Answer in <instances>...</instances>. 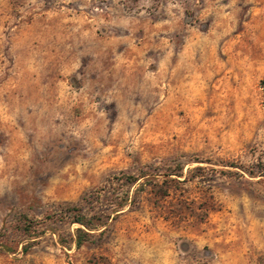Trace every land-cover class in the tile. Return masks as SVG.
Here are the masks:
<instances>
[{"label": "rangeland", "instance_id": "obj_1", "mask_svg": "<svg viewBox=\"0 0 264 264\" xmlns=\"http://www.w3.org/2000/svg\"><path fill=\"white\" fill-rule=\"evenodd\" d=\"M0 264H264V0H0Z\"/></svg>", "mask_w": 264, "mask_h": 264}, {"label": "trees", "instance_id": "obj_2", "mask_svg": "<svg viewBox=\"0 0 264 264\" xmlns=\"http://www.w3.org/2000/svg\"><path fill=\"white\" fill-rule=\"evenodd\" d=\"M73 222H76L87 229H91L93 227V225H91L92 223L90 222V220H88L84 216L76 215ZM77 231H78V238L76 239V244L80 246L83 242H85L90 238L91 233L83 230L82 228H78Z\"/></svg>", "mask_w": 264, "mask_h": 264}]
</instances>
